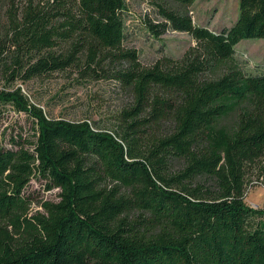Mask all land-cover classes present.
Wrapping results in <instances>:
<instances>
[{
    "label": "trees",
    "instance_id": "trees-1",
    "mask_svg": "<svg viewBox=\"0 0 264 264\" xmlns=\"http://www.w3.org/2000/svg\"><path fill=\"white\" fill-rule=\"evenodd\" d=\"M150 1L162 19H148L153 36L196 41L183 59L142 66L124 46L127 0L10 15L0 103L30 117L36 138L0 148V264H264V206L246 202L254 171L264 184V74L235 59L242 40L264 38V0H239L220 31L194 22L196 0ZM100 62L136 94L114 132L50 118L11 87ZM35 178L60 192L31 213Z\"/></svg>",
    "mask_w": 264,
    "mask_h": 264
},
{
    "label": "rangeland",
    "instance_id": "rangeland-1",
    "mask_svg": "<svg viewBox=\"0 0 264 264\" xmlns=\"http://www.w3.org/2000/svg\"><path fill=\"white\" fill-rule=\"evenodd\" d=\"M29 4L48 7V0H0V37L6 38L10 15H21ZM193 20L198 25L220 31L231 26L239 16V0H196L190 7ZM125 18L126 49L136 50L142 66L154 67L165 58L181 60L186 52L196 46L194 38L181 31L167 30L160 37L148 30V19L161 22L158 11L150 0H127ZM235 59L247 74H264V38L244 39L236 46ZM80 62L79 65H83ZM90 72L76 66L48 76L24 81L16 80L11 87H21L35 105L41 107L50 118L71 122L88 121L94 128L115 131L120 114L135 106V92L112 77L113 70L107 63L93 65ZM6 75L0 72V89L6 88ZM32 120L10 104L0 103V148L14 147L12 139L31 147L36 138ZM256 171L249 176L252 182L246 190V202L257 208L264 206V184ZM255 180V181H254ZM262 181V180H261ZM264 182V181H263ZM46 181L33 179L27 192L35 200L31 213L42 211L38 202L58 201L59 189L45 188Z\"/></svg>",
    "mask_w": 264,
    "mask_h": 264
}]
</instances>
